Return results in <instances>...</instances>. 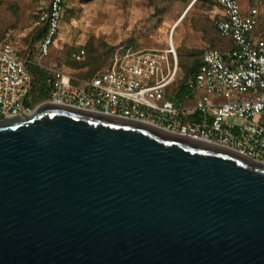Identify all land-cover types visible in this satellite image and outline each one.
I'll list each match as a JSON object with an SVG mask.
<instances>
[{"label":"water","instance_id":"obj_1","mask_svg":"<svg viewBox=\"0 0 264 264\" xmlns=\"http://www.w3.org/2000/svg\"><path fill=\"white\" fill-rule=\"evenodd\" d=\"M0 264H264V162L43 102L0 120Z\"/></svg>","mask_w":264,"mask_h":264},{"label":"built area","instance_id":"obj_2","mask_svg":"<svg viewBox=\"0 0 264 264\" xmlns=\"http://www.w3.org/2000/svg\"><path fill=\"white\" fill-rule=\"evenodd\" d=\"M225 18L215 29L235 44L221 51L206 48L197 72L184 75L176 48H115L109 63L92 77L74 76L51 55L65 14L66 0H40L33 27H46L36 43V63L51 72L45 102L143 122L164 131L211 143L264 162V31L259 6L243 11L239 0H216ZM81 49L72 54L80 61ZM173 64H170V57ZM31 50L0 40V120L30 115L34 75ZM181 84L189 91L177 97ZM171 90V97L167 91Z\"/></svg>","mask_w":264,"mask_h":264},{"label":"rangeland","instance_id":"obj_3","mask_svg":"<svg viewBox=\"0 0 264 264\" xmlns=\"http://www.w3.org/2000/svg\"><path fill=\"white\" fill-rule=\"evenodd\" d=\"M195 1L69 0L57 41L44 62L57 64L60 51L69 47H92L101 52L124 44L136 48H168L173 44L178 59L182 56L187 62L191 55L214 47L212 39L219 37L210 17L215 5L211 0H199L192 7ZM256 2L264 14L262 0H244L241 4L246 8ZM38 9L39 0H0V37L10 30L24 32L33 25ZM111 59L112 55L106 56L107 62ZM179 66L186 75L185 68Z\"/></svg>","mask_w":264,"mask_h":264},{"label":"trees","instance_id":"obj_4","mask_svg":"<svg viewBox=\"0 0 264 264\" xmlns=\"http://www.w3.org/2000/svg\"><path fill=\"white\" fill-rule=\"evenodd\" d=\"M199 0H196L193 4L198 2ZM206 1V0H201ZM210 1V0H209ZM214 5H216L215 0H211ZM253 6V5H251ZM66 7L67 3H65V13H66ZM40 12V7L38 9V13ZM65 16V14H64ZM39 17V14H38ZM46 30V27H38L33 28L30 33L27 35V37L21 39V43H18V46L21 49L24 50H31V61L28 63V68L34 75V81H33V90H32V107L35 108L38 104H41L45 101H48L50 99L49 96V88L46 85V79L48 76H50L51 72L47 70L46 68L38 65L35 61L38 56V48L36 47V43L41 39V37L44 35ZM217 31V30H216ZM217 34L219 37H214L212 39L213 46L211 48H216L221 51L227 50V49H233L235 44L232 43L227 38H224L220 35V33L217 31ZM116 47H110V49H107V51H101L99 52L98 49L95 48H87L86 55L84 59L80 61H76L72 58V54L75 51H79L81 49H76L73 47H69L65 50L60 51L58 56V67L63 69L64 71L77 76L81 78H89L94 75V73L101 67L107 65L109 61H106V56L113 54V51ZM52 52V51H51ZM88 52V53H87ZM202 52H200L199 55L194 56L191 55V60L185 62L183 60V57H180V60L178 59V63L181 64L186 71V75L191 76L195 74L199 68L200 65V57L202 55ZM193 57V58H192ZM180 91L177 94V97L182 98L186 93L189 91L187 90L186 86L184 84H181ZM171 90L167 91V96L171 97Z\"/></svg>","mask_w":264,"mask_h":264},{"label":"crops","instance_id":"obj_5","mask_svg":"<svg viewBox=\"0 0 264 264\" xmlns=\"http://www.w3.org/2000/svg\"><path fill=\"white\" fill-rule=\"evenodd\" d=\"M69 0H66V3L68 2ZM242 2H244V0H241ZM241 1L239 0V2H240V4H241ZM215 2H216V5L214 6V10H212L211 11V19H212V22H213V24H214V22H215V20H217V19H222V18H225V16H224V13H223V8L217 3V1L215 0ZM262 2H264V0H262ZM193 4H194V2H193ZM193 4H192V7H193ZM191 6V5H190ZM189 6V7H190ZM241 6H242V9H243V11H248L251 7H253V6H259V9H260V13H261V21H260V25H259V29L260 30H262L261 29V26H262V22H263V18H264V14H263V12L261 11V6L256 2V4H254L253 6H251V5H249V6H247L246 8L245 7H243V4H241ZM39 7H40V0H39ZM191 7V8H192ZM190 9V8H189ZM38 12H37V14H36V19L34 20V22H33V25H34V23H35V21L38 19ZM184 20V19H183ZM183 22V21H182ZM181 22V23H182ZM180 23V24H181ZM179 24V25H180ZM33 25H31L30 27H28V28H26L25 30H24V32H15L14 30H10V31H8L7 33H5V35L4 36H2V37H0V40H5V39H10V40H12V41H14V42H16L17 44L19 43V42H21V39L22 38H25V37H27V35L30 33V31L34 28L33 27ZM174 25V24H173ZM264 28V27H263ZM262 31H264V30H262ZM230 40V39H229ZM230 41H232V40H230ZM232 43H233V41H232ZM234 44V43H233ZM235 46V45H234ZM175 47V46H174ZM211 48V47H210ZM24 50V49H23ZM228 50V49H227ZM177 56H178V54H177ZM202 56V55H201ZM200 60H201V57H200ZM184 74V73H183ZM185 75V74H184Z\"/></svg>","mask_w":264,"mask_h":264}]
</instances>
